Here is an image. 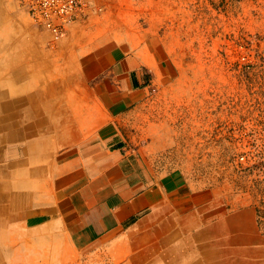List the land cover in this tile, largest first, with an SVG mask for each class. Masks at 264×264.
<instances>
[{
    "label": "crops",
    "instance_id": "1",
    "mask_svg": "<svg viewBox=\"0 0 264 264\" xmlns=\"http://www.w3.org/2000/svg\"><path fill=\"white\" fill-rule=\"evenodd\" d=\"M10 8L0 0V259L264 264L254 206L179 168L153 174L129 149L126 121L170 82V60L147 43L70 32L47 48ZM154 226H164V250L123 249Z\"/></svg>",
    "mask_w": 264,
    "mask_h": 264
},
{
    "label": "rangeland",
    "instance_id": "2",
    "mask_svg": "<svg viewBox=\"0 0 264 264\" xmlns=\"http://www.w3.org/2000/svg\"><path fill=\"white\" fill-rule=\"evenodd\" d=\"M9 1L25 26H33L18 0ZM90 3L56 43L33 26L41 44L54 47L70 32L90 42L147 43L167 57L174 76L151 90L126 121L133 157L153 174L179 168L213 195L254 206L264 232V0ZM152 233L123 249L161 252L164 226H154ZM82 260L87 261L74 252L72 258L0 259V264Z\"/></svg>",
    "mask_w": 264,
    "mask_h": 264
},
{
    "label": "built area",
    "instance_id": "3",
    "mask_svg": "<svg viewBox=\"0 0 264 264\" xmlns=\"http://www.w3.org/2000/svg\"><path fill=\"white\" fill-rule=\"evenodd\" d=\"M31 23L46 31L52 43L58 42L66 26L90 10V0H18Z\"/></svg>",
    "mask_w": 264,
    "mask_h": 264
}]
</instances>
